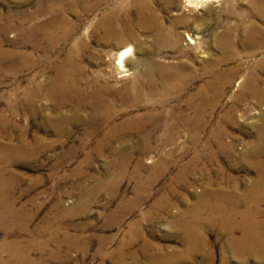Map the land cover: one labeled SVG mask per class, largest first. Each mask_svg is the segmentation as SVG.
Returning a JSON list of instances; mask_svg holds the SVG:
<instances>
[{
    "label": "rangeland",
    "instance_id": "1",
    "mask_svg": "<svg viewBox=\"0 0 264 264\" xmlns=\"http://www.w3.org/2000/svg\"><path fill=\"white\" fill-rule=\"evenodd\" d=\"M262 35L253 0H0V264H264L234 251L240 232L190 234L159 209L200 205L208 178L226 208L247 205L249 158L264 160ZM129 45L123 75L111 56ZM206 96L213 114L196 110ZM102 97L120 112L93 130Z\"/></svg>",
    "mask_w": 264,
    "mask_h": 264
},
{
    "label": "bare ground",
    "instance_id": "2",
    "mask_svg": "<svg viewBox=\"0 0 264 264\" xmlns=\"http://www.w3.org/2000/svg\"><path fill=\"white\" fill-rule=\"evenodd\" d=\"M131 1V0H130ZM205 1L207 0H188V2L191 3H195V5L197 6H202L203 3H205ZM254 4L258 6V8H261L262 14L264 15V0H253ZM145 5V4H143ZM130 6V5H129ZM147 12V11H146ZM144 14V13H143ZM142 14V15H143ZM108 16V15H107ZM128 16V15H127ZM141 16V15H140ZM118 17V16H117ZM108 18V17H107ZM142 18V16H141ZM140 18V19H141ZM107 20V19H106ZM115 20V19H113ZM117 21V20H116ZM114 22V21H113ZM121 22V20H120ZM123 23V22H122ZM126 23V22H125ZM114 25V24H112ZM124 25V24H123ZM122 25V26H123ZM129 26V25H128ZM110 27V26H109ZM113 27V26H112ZM116 27V26H115ZM124 28V27H122ZM115 29V28H114ZM121 29V28H120ZM125 29V28H124ZM75 30V29H74ZM110 30V29H109ZM130 30V28H129ZM251 32L255 33V34H260L262 33V31L256 27V26H251L250 29ZM44 32V31H43ZM127 32V31H126ZM232 32V31H231ZM45 33V32H44ZM108 33V32H107ZM114 33V32H113ZM122 33V32H121ZM133 34V33H132ZM126 35V34H125ZM130 35V34H129ZM53 36V35H52ZM133 36V35H132ZM46 37H48L46 35ZM64 38L68 37L69 38V33L67 32L65 34V36H63ZM62 37V38H63ZM116 37V36H115ZM226 37V36H225ZM131 38V37H130ZM126 39V38H125ZM137 39V38H136ZM221 43V42H220ZM253 44V43H252ZM255 44L257 45H264V35L261 36L260 40H257L255 42ZM131 45V44H130ZM127 46L125 48H123L122 50L118 51L116 53V55L113 53L111 56V59H116V66L118 67V69L122 70V72H124L123 75H128L127 73V69H126V59L127 57H129L133 51V48L131 46ZM111 55V54H110ZM155 63V62H154ZM264 63V61H263ZM152 62L151 59H149L147 61V64L145 66V68L147 69V73H146V77L148 76L149 78H152V74L154 71V65L152 66ZM145 65V64H144ZM154 67V68H153ZM159 69V68H158ZM166 69V68H165ZM139 70V69H138ZM138 70H136L135 74V78L137 81V86H138V95H145V96H151L154 94V92L156 91H152L151 89L146 90L145 89V85L142 83V77L140 78V74L138 73ZM161 70V69H160ZM163 70V69H162ZM228 73H231L232 71H227ZM223 75V74H222ZM229 75V74H228ZM232 75V74H231ZM225 76V75H224ZM225 78V77H224ZM167 79V78H166ZM230 79V78H229ZM243 80V78L238 82L240 83ZM151 81V80H150ZM155 81V80H154ZM169 81V80H168ZM171 81V80H170ZM230 81V80H229ZM254 81V80H253ZM173 82V80H172ZM60 83L59 80L55 83L53 90H61L63 89L62 87H60ZM152 83V82H151ZM177 87H179L180 85H183V79H179L177 80V83H174ZM157 85V84H156ZM168 88L170 87V85H172V83H168ZM211 86L214 85L215 89L218 88L216 87L217 85H215L213 82L210 83ZM225 85V84H224ZM155 86V85H154ZM173 86V85H172ZM52 87V86H51ZM166 87V86H165ZM176 87V88H177ZM73 88L76 91V94L80 93V89L78 88V84L77 82H75L73 84ZM156 88V87H155ZM173 88V87H172ZM52 89V88H51ZM166 89V88H165ZM163 91H166V90ZM170 89V88H169ZM222 88L217 89V95L216 98L220 95H222L221 91ZM258 87L255 88V90H257L258 92ZM69 90V89H68ZM205 89H203L204 91ZM223 90V89H222ZM73 91V92H75ZM97 91V90H96ZM260 93H264L263 89H259ZM70 92V91H68ZM50 93V92H49ZM54 93V92H53ZM216 93V92H215ZM96 94V92H95ZM30 95V93H29ZM32 95V93H31ZM97 95V94H96ZM33 96V95H32ZM136 96V95H135ZM134 96V97H135ZM34 97V96H33ZM95 97V96H94ZM138 98V97H137ZM136 98V103L138 102ZM202 98V97H201ZM35 100V98H33ZM37 99V98H36ZM99 99V98H98ZM97 99V100H98ZM33 100V101H34ZM135 101L133 100L131 103H134L132 105H135ZM215 98H211L209 96L204 97V102H199L198 104H196V110L197 111H202L204 109V111H207V108H203V106L206 104H211V107L208 109V113L207 114H213L212 111L214 110V105L216 103ZM31 102V101H30ZM93 102L92 99L87 100V101H83L80 105H79V109L81 110V108L88 104ZM95 102V101H94ZM58 103V102H57ZM33 104V103H32ZM59 104V103H58ZM57 104V105H58ZM130 104V103H129ZM138 104V103H137ZM59 106V105H58ZM89 106V105H88ZM203 111V112H204ZM120 112V110H116L115 109V105L114 103H112V101H108V99L106 98H101L98 101H96V103L93 104V112L91 117H89V120H91L93 127L92 129L95 130L97 127H100L102 125L105 124L106 120H111L112 117H115L118 113ZM202 112V113H203ZM204 112V114H205ZM197 114V113H196ZM197 116V117H196ZM195 117V120H200L202 119V117L200 118V115L197 114ZM203 116V115H201ZM138 119V117H136ZM136 118H129L127 123L129 124H133L134 119ZM194 118V117H193ZM209 118V116H208ZM113 120V119H112ZM203 120V119H202ZM208 121V120H207ZM206 121V122H207ZM210 121V120H209ZM201 122V121H200ZM203 122V121H202ZM195 123V122H194ZM197 123V122H196ZM208 123V122H207ZM199 124V123H198ZM116 125V124H114ZM203 125V124H202ZM127 126V125H125ZM201 126V124H200ZM199 126V127H200ZM115 127V126H114ZM122 127L124 128V126L122 125ZM197 128V127H196ZM122 129V128H121ZM92 130V131H93ZM119 131V130H118ZM123 132V131H122ZM115 134L117 133V128H111L107 131L106 137L105 138H109L111 136H115ZM105 142V141H104ZM262 144V143H261ZM229 146V145H228ZM30 147V146H29ZM225 147V146H224ZM231 148V147H230ZM257 149V148H256ZM27 150V149H26ZM20 152V151H19ZM18 152V153H19ZM30 152V150H29ZM24 153V152H23ZM21 154V153H20ZM28 154V153H27ZM31 155V154H30ZM261 152L260 151H255L253 157L249 158V163L256 167L258 170V178L257 180H255L254 185L251 187L249 193H246V200H247V205L245 206V208L243 210H241V212H235V209H231L229 210L228 208H226L224 206L225 204V200H230V198H227L228 195H230L228 192L224 191V189L222 188V183L220 180H218L217 182V187L216 189H212L211 188V184H212V178H208L206 180L203 181V184L206 186L205 189H207L206 191L204 190L203 195L201 196V204L198 206H192L190 208L187 209H182L179 211H176L175 213L172 212V207L174 206V204L170 201L164 202L162 204H160L159 209L167 212V214H169L172 217V223L175 224L176 226H180L181 229L186 230L187 232H189L190 234H198L199 232H202L200 229L202 227H205L206 224H211L215 227H218L217 230L220 231H226L229 234H231L232 236L235 235V233L240 232L242 234L241 239H236L233 242H231V245L235 248L234 251L237 252H241V253H245L247 255H261L262 258H264V253H260L262 250H264V221L260 220V216L263 212V208H262V203L264 202V160L261 158ZM213 186V185H212ZM250 188V187H249ZM229 197V196H228ZM245 200V201H246ZM207 212V216L203 217V213ZM239 214V215H238ZM191 216V220H188V217ZM183 233V232H182ZM189 237H191L189 235ZM193 237V236H192ZM195 237V236H194ZM238 237V236H237ZM191 239V238H189ZM196 239V237H195ZM200 239V238H198ZM203 240V239H202ZM193 241V239H192ZM195 241V240H194ZM201 242V241H200ZM203 242V241H202ZM205 242V241H204ZM28 247L30 246L29 244H27ZM26 245V246H27ZM33 245V244H32ZM195 246V244H194ZM199 246V245H198ZM204 246V245H203ZM27 248V247H26ZM31 249V247H30ZM29 249V250H30ZM191 249V248H190ZM27 249V252L29 254V251ZM192 250V249H191ZM194 250V249H193ZM192 250V251H193ZM26 251V250H25ZM236 253V252H235ZM24 256V255H23ZM163 261V260H162ZM158 263V262H157Z\"/></svg>",
    "mask_w": 264,
    "mask_h": 264
}]
</instances>
